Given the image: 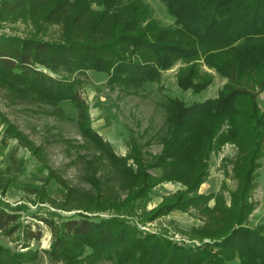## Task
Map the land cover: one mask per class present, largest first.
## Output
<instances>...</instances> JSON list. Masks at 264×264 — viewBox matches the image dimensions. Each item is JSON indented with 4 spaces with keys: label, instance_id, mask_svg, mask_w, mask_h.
I'll return each mask as SVG.
<instances>
[{
    "label": "rangeland",
    "instance_id": "1",
    "mask_svg": "<svg viewBox=\"0 0 264 264\" xmlns=\"http://www.w3.org/2000/svg\"><path fill=\"white\" fill-rule=\"evenodd\" d=\"M37 1L38 5L31 4L11 12L0 0V34L56 42L72 40L102 44L119 35L124 20L121 12L126 16L137 1L148 5L156 26L173 27L170 24L175 20L167 10L165 0H44L47 7L41 6L40 0ZM60 3H65L64 10L54 17L49 15L48 10ZM77 13L82 14L80 18L76 17ZM102 15L106 21L101 22L103 26L96 30L95 25ZM253 41L261 43L264 38ZM203 58L199 55L190 62H194L197 68L196 80L207 83L197 92H192L191 88L183 89L177 83L181 68L187 66L183 59L165 70L161 78L150 82L112 80L110 73H117L114 66L107 71L93 68L75 70L72 77L80 81L89 101L91 126L100 131L106 145L94 144L83 133V125L78 123L77 109L69 100L59 103L48 101L31 92L26 83L0 75L1 205L7 209L19 208L21 214L32 221L35 219L31 215L38 211L58 221L73 215L123 219L130 225L128 229L136 227L143 236L154 234L163 238L161 241L167 239L173 244L192 245V248L209 245L210 254L222 257L224 264H240L241 256L230 253L233 257L229 258L225 253L219 254L220 248L214 243L221 240L232 226H239L235 219L237 212L232 213L229 207L231 193L237 192L239 184L235 168L243 165L248 156L244 137L250 119L246 112L241 115L246 120L238 117L235 121L239 128L232 140L227 139L231 127L227 119L209 116L205 120V126L214 127L212 140L216 146L207 164L204 161L200 163V170L204 174L197 193L209 196L206 203L192 198V203L200 207L175 208L153 221L141 215L144 210L157 206L169 193L184 189L189 195H194L193 191H188V187L196 178L195 162L181 152L177 158H164L162 166L148 168V172L156 178L169 174L167 180L156 184L148 197H139L128 206L124 205L138 183L134 172L126 167L137 169L139 161L128 156L136 153L147 167V164L155 161L154 156L167 147L175 132L174 103L168 97L180 98L190 104L195 100L215 97L224 85L234 84ZM258 66L247 77L248 84L246 81L244 83L255 92L259 108L264 110V85L261 81L264 72ZM245 101L246 97L242 106L247 108ZM86 122L84 120L82 123ZM17 130L24 132L23 135L28 136L32 144L43 146L42 161L35 159L24 142L20 141L21 138L15 135ZM107 144L118 156L126 158L123 161L126 160L127 164L111 156ZM174 160L175 164H171ZM51 168H55L56 173L48 179ZM257 168L254 186L248 196L250 214L243 222L253 228L264 223V159ZM91 180L99 182L100 193ZM6 181L8 184L4 183ZM68 188L73 190L71 194ZM93 195L96 203L91 202ZM40 224L44 235L29 247H22L20 232L10 237L0 233V264H140L141 248L135 249L128 241H118L112 246L98 242L96 252H92V247L83 240L71 239L62 255L55 257L52 255V233L44 222L40 221ZM163 244L166 249L169 247V244ZM128 250L133 253L129 254ZM123 254L126 255L125 261L119 258ZM249 254L251 258L245 259L246 264H264V255L255 259L252 256L255 253L250 249L246 256ZM204 257L202 262L199 258L190 264L208 263L209 257ZM182 260L178 258L172 264H186ZM146 261L141 260V264ZM158 261L156 264L166 263Z\"/></svg>",
    "mask_w": 264,
    "mask_h": 264
},
{
    "label": "trees",
    "instance_id": "2",
    "mask_svg": "<svg viewBox=\"0 0 264 264\" xmlns=\"http://www.w3.org/2000/svg\"><path fill=\"white\" fill-rule=\"evenodd\" d=\"M40 1L41 6L47 7L44 0ZM3 2L6 9L11 12L39 3L37 0H3ZM165 2L167 10L175 18L170 24L173 27L156 26V20L151 15L148 5L137 1L126 16L123 11L121 12L124 20L119 35L102 44L72 40L56 42L36 37L0 34V75L26 83L31 92L48 101L59 103L65 99L69 100L77 109L78 123L83 125V133L94 144L96 142L99 145H106L103 136L91 126L89 101L84 95L80 81L72 77L75 70L93 68L107 71L114 66L117 73L114 75L110 73L112 80L150 82L161 78L165 70L172 67L179 59H183L187 66L181 68L177 83L183 89L191 88L192 92H197L207 83L204 80H196L197 68L194 62L193 64L190 62L195 61L199 55L204 56L205 62L227 76L234 84L224 85L215 97L195 100L190 104L180 98L168 97L174 103L172 112L175 113L176 118L175 132L168 141L167 147L159 155L154 156L155 161L147 164V167L136 153L128 156L139 161L137 169L132 166L126 167L130 172H134L138 183L124 205L128 206L127 204L135 202L139 197H148L156 184L167 180L169 174L164 178H156L148 172V168L162 166L164 158H177L181 152L186 157L190 156L195 162L196 178L188 187V191H193L194 195H189L184 189L169 193L157 206L144 210L141 215L153 221L154 218L167 214L175 208L183 210L190 206L200 207L192 203L193 199L206 203L209 196L197 193L204 174L203 170H200V163L204 161L203 163L207 164L210 153L216 146L212 140L214 127L205 126V120L209 116L227 119L231 127L226 138L232 140L234 132L239 128L235 121L238 117L246 120L245 116H241L246 112L250 119L244 137L248 146L246 152L248 156L243 165L235 168V176L239 184L237 192L231 193V208L229 207L232 213L237 212L235 219L239 226H232L221 240L214 243L220 248L219 254L225 253L227 257L232 258L230 253H237L242 257L240 264H246L245 259L251 258L250 254L246 256L249 249L255 253L252 255L255 259L264 255V223L255 228L243 224L244 219L250 214L251 205L248 196L254 186L256 170L264 159V110L259 108L255 92L244 83L246 81L248 84L247 77L254 67L259 65L258 67L261 66L264 72V41L261 43L253 41L264 38V0H165ZM64 8L65 3L57 4L48 10V14L54 17ZM103 13L108 17L105 11ZM81 15L77 13L76 17L80 18ZM104 21L106 17L102 15L99 23L95 25L96 30L103 26L101 22ZM261 81L264 85V76L261 77ZM244 97L247 108L242 106ZM84 120L87 121L86 124L82 123ZM16 132L15 135L31 149L34 157L42 161L43 146L32 144L31 139L23 135L24 132L20 130ZM110 154L117 160L126 159L121 158L111 149ZM123 162L127 164L126 160ZM171 164H175V160ZM54 169H50L48 179L56 173ZM91 182L100 193L99 182L92 180ZM68 190H70L69 194L73 192L70 188ZM95 195L92 203H96ZM31 217L35 221L25 218L19 208L7 209L0 205V233L10 237L20 232L22 247H29L33 241H39L43 237L40 224L42 221L52 233L51 247L52 255L55 257L62 255L68 240L81 239L92 247V252H96L98 242L112 246L118 241H128L135 249L141 248L140 264L146 259L144 264H156L158 260L166 262H160L161 264H172L178 258L190 264L199 258L202 262L205 255L209 257L208 263L205 264H216L214 257L219 264H224L222 257L210 254L209 245L192 248V245L173 244L167 239L161 241L163 238L154 234L143 236L136 227L128 229L130 225L123 219L73 215L58 221L54 217L42 215L39 211ZM163 243L169 244V247L166 249ZM74 247L81 248L78 245ZM131 253L133 251H129V254ZM125 256L123 254L122 258H119L125 261Z\"/></svg>",
    "mask_w": 264,
    "mask_h": 264
},
{
    "label": "crops",
    "instance_id": "3",
    "mask_svg": "<svg viewBox=\"0 0 264 264\" xmlns=\"http://www.w3.org/2000/svg\"><path fill=\"white\" fill-rule=\"evenodd\" d=\"M4 121V120H3ZM5 122V121H4ZM5 124H7V123H5ZM94 128V127H93ZM95 129V128H94ZM98 132H100V131H98ZM101 134V133H100ZM27 148H28V150H30V152L32 153V151H31V149L27 146ZM32 156L34 157V155L32 154ZM35 158V157H34ZM35 159H37V158H35ZM38 160V159H37ZM50 172V171H49ZM49 172H48V174H49ZM47 174V175H48ZM49 176V175H48ZM51 178H52V176H51ZM8 181H9V179H8ZM8 181H6V182H4L5 184H8L7 182ZM5 187H6V185L3 187V189H2V191L5 189ZM0 205H1V203H0Z\"/></svg>",
    "mask_w": 264,
    "mask_h": 264
}]
</instances>
